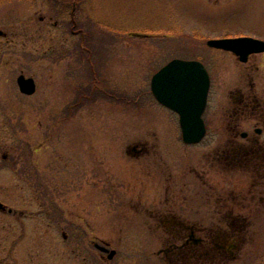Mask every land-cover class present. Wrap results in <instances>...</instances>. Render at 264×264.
Returning a JSON list of instances; mask_svg holds the SVG:
<instances>
[{
  "label": "rangeland",
  "instance_id": "obj_1",
  "mask_svg": "<svg viewBox=\"0 0 264 264\" xmlns=\"http://www.w3.org/2000/svg\"><path fill=\"white\" fill-rule=\"evenodd\" d=\"M0 29V201L11 208L0 210V264H136L138 245L153 236L114 216L100 176L89 175L95 167L102 179L135 185L125 191L133 198L172 184L188 211L211 212L218 192L248 188L203 172L217 139L183 143L150 78L173 57L201 60L212 79L204 115L221 128L247 72L264 91V52L242 62L206 40L264 39V0H0ZM20 72L34 77L32 95L18 90ZM137 142L146 150L131 155ZM227 204L235 215L256 213L225 264H264V203ZM94 242L115 249L113 258Z\"/></svg>",
  "mask_w": 264,
  "mask_h": 264
},
{
  "label": "flooded vegetation",
  "instance_id": "obj_2",
  "mask_svg": "<svg viewBox=\"0 0 264 264\" xmlns=\"http://www.w3.org/2000/svg\"><path fill=\"white\" fill-rule=\"evenodd\" d=\"M72 5L74 8L75 3ZM77 21L73 17L71 26H75ZM77 30L82 32L84 41L86 29L80 26ZM254 54L256 53L250 54L247 61ZM253 69L256 68H250V71ZM249 73L247 72V76L250 77H245L240 82L241 86L236 89L239 98L227 106L225 115L221 117L223 121L220 128L219 125H214L219 122V117L211 116L208 119L204 115L212 83L209 72L210 88L203 113L206 131L196 144L202 143L208 136L217 141L212 146V151L205 154L206 164L203 165L206 169L202 170L204 173L209 170L217 174L223 173L224 184L228 182L230 185L234 180L237 183L244 181L248 187L244 192L230 190L227 196L218 192L215 198L218 203L211 212H203L198 207L188 211L186 196L181 195L186 200L185 209L184 201L174 195L172 184L162 185L160 191H155L150 197L139 194L133 198L132 195L125 194V191H134L131 187L135 185L124 183L122 179H102V168H92L89 175L93 171V174L100 176L95 181L99 196L105 192L106 199L112 204L114 216L126 218V224L138 228L139 233L148 231L153 236L152 241L145 244L146 247L142 243L138 245L140 258L134 260L136 264H225L236 258L240 240H245L243 234L246 233V219L256 212L250 209L247 215H235L231 207L223 206H228L227 202L231 201L242 207L254 205L255 201L264 203V91L260 90L263 88L258 86L252 72ZM87 88L85 85L82 90L86 91ZM145 150L144 143L137 142L127 146L131 155H138ZM139 190L142 192V189ZM199 203V200H195L196 206ZM128 210L133 214L128 218L122 216ZM203 219L210 220L204 224ZM96 243L94 242V246L99 250Z\"/></svg>",
  "mask_w": 264,
  "mask_h": 264
},
{
  "label": "water",
  "instance_id": "obj_3",
  "mask_svg": "<svg viewBox=\"0 0 264 264\" xmlns=\"http://www.w3.org/2000/svg\"><path fill=\"white\" fill-rule=\"evenodd\" d=\"M2 34V30H0ZM211 47L229 50L246 61L250 53L264 51V40L252 36L209 38ZM20 92L32 94L36 85L32 77L20 73L16 77ZM210 79L204 64L197 59L172 58L160 67L150 79V89L155 99L178 114L182 139L186 143H197L205 134L202 113L207 102ZM6 206L0 201V210ZM111 258L115 251L99 246Z\"/></svg>",
  "mask_w": 264,
  "mask_h": 264
},
{
  "label": "trees",
  "instance_id": "obj_4",
  "mask_svg": "<svg viewBox=\"0 0 264 264\" xmlns=\"http://www.w3.org/2000/svg\"><path fill=\"white\" fill-rule=\"evenodd\" d=\"M81 91H85V90H81Z\"/></svg>",
  "mask_w": 264,
  "mask_h": 264
}]
</instances>
